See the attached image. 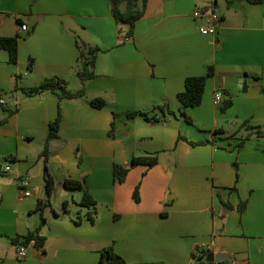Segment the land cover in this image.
Here are the masks:
<instances>
[{"label":"crops","instance_id":"obj_1","mask_svg":"<svg viewBox=\"0 0 264 264\" xmlns=\"http://www.w3.org/2000/svg\"><path fill=\"white\" fill-rule=\"evenodd\" d=\"M195 8L221 17L215 35L199 33L204 20L192 17ZM126 29L110 0H0V36L18 37L17 63L0 49V264H101L110 246L125 264H199L205 252L226 255L228 264H264V136L250 129L264 132V0H146L132 37ZM90 48L98 49L94 77L82 83ZM208 67L214 73L201 104L185 109L187 122L176 95L186 77ZM52 77L73 92L84 86L85 95L26 94ZM97 98L101 109L90 104ZM225 100L231 106L221 112ZM58 110V137L44 162ZM143 156L158 162L129 167ZM114 164L129 167L122 183ZM66 179L84 183L94 208L79 205L82 191L64 188ZM38 226L42 246L31 241L27 256L17 257Z\"/></svg>","mask_w":264,"mask_h":264},{"label":"trees","instance_id":"obj_2","mask_svg":"<svg viewBox=\"0 0 264 264\" xmlns=\"http://www.w3.org/2000/svg\"><path fill=\"white\" fill-rule=\"evenodd\" d=\"M111 6H112V15L115 19L116 23L119 25H125L127 27L126 32L124 34L125 38H129L133 36L134 33V26L135 22L141 18L144 12L145 2L146 0H140L141 4H139V0H110ZM248 3L251 4H260L263 2V0H245ZM123 5V10L121 9V6ZM0 49H4L8 52V58L9 62L12 64L17 63L18 58V37H3L0 36ZM97 48H90L89 54L90 59L89 60H83L81 59V67L78 72V75L81 79V82L83 83L86 79L94 77V72L92 71V68L94 66V54L97 52ZM213 68L208 67L206 74L202 76H188L184 80V88L181 92H179L176 95V98L180 105L182 106L183 110L181 111V115L187 122H191L190 117L186 114L185 109L187 108H193L196 106H199L202 101L203 91L205 87V83L207 78L211 77L213 75ZM245 76H247L246 73H244ZM258 77V76H255ZM59 90L58 99H74V98H80L85 95V88L82 86L79 90L73 92L66 88V82L58 77H52L45 79L43 82H41L38 86L28 89L26 92L27 95H35L39 94L44 90ZM261 92L264 94V86L261 87ZM91 106L97 109H101L104 106V102L102 99H93L90 102ZM231 106V100H225L220 106L219 110L221 112H224L227 108ZM135 113H131L128 116L133 117L135 116ZM4 120H1L3 122ZM60 126V112L57 111V115L55 119L49 123L48 125V135L47 139L45 141L44 149L42 150L40 157L43 159L44 162H46L49 151H48V143L50 140L58 137V131ZM113 126V124H112ZM250 129L255 130V134L257 136H264V132L261 131V128L259 126L257 127H250ZM182 138V137H181ZM248 138L245 137L237 144V147L240 148L244 145V142ZM210 141H202V142H189L190 145H201L206 144ZM158 162V159L156 156L152 157H133L130 162L129 167L136 166L138 164L146 165L148 168H151L155 166ZM234 168L237 171V164L236 162L233 163ZM129 167L122 166L119 164L113 165V178L115 181L122 183L125 180V177L127 175V172L129 170ZM45 190L48 195V197L51 195L52 188H53V181L52 178L49 176L47 171L45 170ZM63 186L66 189L70 190H81L82 196L79 202L80 206L84 207H91L94 208L96 205L95 200L91 197L89 192L84 186V183L79 180L74 179H66L63 181ZM217 197L219 198L221 204L225 208H230L231 206L224 202L222 200V197L219 193H217ZM133 200L135 202L139 201L138 197V186L135 187L133 191ZM48 202V201H47ZM246 201H240L237 205V210L240 214L243 213V211L246 208ZM42 201L38 202L37 210L42 209ZM63 211L67 213V206L68 202L63 201L62 203ZM94 209H92L91 212H88L86 214V220L92 224L94 223ZM44 222V219L41 217V223ZM77 224L79 223V220L75 221ZM39 227L35 228L33 231L28 232L24 238L22 239V244L27 245L31 241L34 243L35 248H40L42 246L43 238L38 235ZM206 252L201 256L199 264H228L227 261L222 262H212V261H204L203 259L206 256ZM101 255V264H125V261L114 252L113 248L106 247L100 251ZM202 260V261H201ZM204 261V262H203Z\"/></svg>","mask_w":264,"mask_h":264},{"label":"built area","instance_id":"obj_3","mask_svg":"<svg viewBox=\"0 0 264 264\" xmlns=\"http://www.w3.org/2000/svg\"><path fill=\"white\" fill-rule=\"evenodd\" d=\"M192 17L194 19L204 20V25L200 26L198 29L199 33H201L202 35H210V36L216 34L221 21V17L213 10L207 8H195L192 12ZM21 30L22 31L26 30V26L21 25ZM221 100H222V92L218 91L215 94V103L218 105L220 104ZM0 104H4V101L0 100ZM2 171L3 172L9 171V167H5ZM29 195H30L29 192L27 191L23 192L24 197H27ZM16 253H17V257L19 258L26 257L28 253L27 246H24L22 244L18 245L16 248ZM230 264H236V262L231 261Z\"/></svg>","mask_w":264,"mask_h":264},{"label":"water","instance_id":"obj_4","mask_svg":"<svg viewBox=\"0 0 264 264\" xmlns=\"http://www.w3.org/2000/svg\"><path fill=\"white\" fill-rule=\"evenodd\" d=\"M240 0H236V4L239 3ZM47 195V193H46ZM47 198H48V195H47ZM206 260L209 262V261H212V262H215V263H218V262H222V261H226L227 260V256L224 255V254H209L207 257H206Z\"/></svg>","mask_w":264,"mask_h":264},{"label":"rangeland","instance_id":"obj_5","mask_svg":"<svg viewBox=\"0 0 264 264\" xmlns=\"http://www.w3.org/2000/svg\"><path fill=\"white\" fill-rule=\"evenodd\" d=\"M59 202H60V201H59ZM203 260H204V261H207L206 258H204ZM204 261H203V262H204Z\"/></svg>","mask_w":264,"mask_h":264}]
</instances>
